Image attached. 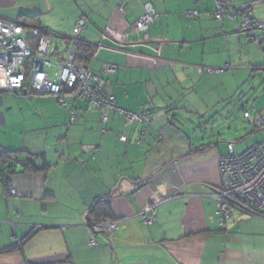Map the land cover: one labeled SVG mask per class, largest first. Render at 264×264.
Returning <instances> with one entry per match:
<instances>
[{
  "label": "crops",
  "instance_id": "0c3cea01",
  "mask_svg": "<svg viewBox=\"0 0 264 264\" xmlns=\"http://www.w3.org/2000/svg\"><path fill=\"white\" fill-rule=\"evenodd\" d=\"M146 2L159 16L142 31L135 22ZM189 10L198 16L187 18ZM59 11L67 25L47 19ZM216 12V0H0V18L60 36L53 49L61 59L85 18L78 39L105 91L123 109L152 111L148 130L118 111L103 123L101 108L71 94L60 104L0 92V144L38 167H16L15 195L0 181V264H264V216L235 212L222 224L212 197L220 158L236 144L223 130L232 128V98L246 73L264 66L236 57L226 42L246 32L243 18L225 11L220 20ZM108 64L118 66L114 75ZM104 198L120 222L113 233L94 224ZM156 201V220L145 224L142 212ZM92 237L97 247L89 246Z\"/></svg>",
  "mask_w": 264,
  "mask_h": 264
},
{
  "label": "built area",
  "instance_id": "2783aa9c",
  "mask_svg": "<svg viewBox=\"0 0 264 264\" xmlns=\"http://www.w3.org/2000/svg\"><path fill=\"white\" fill-rule=\"evenodd\" d=\"M264 4V0L232 6L226 0H216V19H223L227 11L231 18H243L242 29L248 32L252 40L256 41L264 53L262 34L264 33V19L254 16V7ZM119 12L124 14L126 8L120 5ZM158 13L152 3L144 5V13L135 22V26L147 31L156 22ZM187 18L198 16L196 10L185 12ZM86 25V19L80 18L74 28L77 40ZM36 25L24 21H8L0 18V92H6L26 97L55 98L60 104H66V96L71 94L76 99H83L95 104L103 111L101 120L108 123L110 114L118 111L128 123L140 122L151 124V109L141 112L126 110L117 104L116 97L104 90L102 79L83 61L77 60L76 41L72 43L68 57L65 59L54 56L53 46L55 37ZM118 69L115 64H108L105 72L114 75ZM223 69L209 68L210 73L221 72ZM244 118L252 125L264 127V116H252L250 111L244 112ZM76 115L72 112L71 120ZM147 133L143 130L142 135ZM122 142L127 137L121 136ZM235 143H229L228 154L220 158V185L212 197L218 201L217 216L225 224L235 212L256 215L264 211V140L250 148L237 152ZM6 156L9 163L16 167L25 164L17 154H8L0 144V181L9 188V193L16 194L12 182L6 173ZM10 177V176H9ZM108 201L109 198H106ZM162 202L150 204L143 212L145 224H152L156 220L155 210ZM97 228L113 233L120 229V222L112 218L103 217ZM89 246L97 247L98 240L92 237Z\"/></svg>",
  "mask_w": 264,
  "mask_h": 264
},
{
  "label": "rangeland",
  "instance_id": "374dc122",
  "mask_svg": "<svg viewBox=\"0 0 264 264\" xmlns=\"http://www.w3.org/2000/svg\"><path fill=\"white\" fill-rule=\"evenodd\" d=\"M256 9L258 17L260 19H263L264 4L259 5ZM60 14L61 11L48 16L47 19H50L52 21L57 20L58 22H60V24L67 25L69 20H63V17H61ZM250 38L251 37L249 36L248 32L237 34L231 33L228 35L226 42L234 48L236 57L240 58L239 54H241L244 56V58H248V64H250L251 60L254 61H251V63H256L255 59H257V61L264 62V53L261 51L257 43ZM219 40H221L222 42L223 38L220 37ZM55 45L56 44H54L53 48L55 47ZM262 65H264V63ZM227 68L230 69V66ZM260 68H262L260 71H255L254 73L251 72L252 76L250 78L248 77L249 73H246V77L244 78L246 80L243 79L244 81H242L239 90H237L236 96L232 98L233 104L230 106L232 115V128L228 130L229 125H226L225 129H223L224 131H226L225 135L227 136V139H231L232 141L236 142L237 152H242L250 148L254 144L264 140V130L261 128H257L255 125L250 124L246 119H244V111L242 110L243 108L249 110L252 116H255L256 114L264 116V66ZM19 115H22L21 111L19 112Z\"/></svg>",
  "mask_w": 264,
  "mask_h": 264
},
{
  "label": "trees",
  "instance_id": "16d2710c",
  "mask_svg": "<svg viewBox=\"0 0 264 264\" xmlns=\"http://www.w3.org/2000/svg\"><path fill=\"white\" fill-rule=\"evenodd\" d=\"M226 1H228V0H226ZM229 2V1H228ZM146 3H148V2H146ZM145 3V4H146ZM150 3H152V2H150ZM144 4V5H145ZM152 5L154 6V4L152 3ZM155 7V6H154ZM143 9H144V6H143ZM156 9V8H155ZM143 13H144V10H143ZM159 15V14H158ZM142 16V15H141ZM140 16V17H141ZM27 19H32V20H35V19H37V16L36 15H34V16H28L27 17ZM158 19V18H157ZM24 22H26V21H24ZM156 23V22H155ZM154 23V24H155ZM153 24V25H154ZM152 25V26H153ZM46 34H49V33H46ZM51 35H53V34H51ZM54 37H57V38H60V36H58V35H54ZM80 41V39H77L76 40V46H77V51H78V54H77V60H79V61H83L85 64H87V59H88V57H90V50H89V48H88V46L86 45V44H84V43H81V42H79ZM88 65V64H87ZM118 70V69H117ZM224 70H225V68H224ZM224 70H222V71H224ZM117 72V71H116ZM110 76V75H109ZM105 90V89H104ZM151 117H152V111H151ZM243 117H244V115H243ZM245 119V118H244ZM152 122V121H151ZM151 125V124H150ZM150 125H148V127H147V129L149 130V126ZM257 127V126H256ZM257 128H261V129H263L264 130V127H257ZM229 151V150H228ZM8 154H10V153H14V154H19V152H8V151H6ZM228 154V153H227ZM224 156V155H223ZM8 158V156H6V161H5V163H6V168H5V170H6V173L5 174H7L8 175V178H6V179H11V177H9V176H11L14 172H15V170H13V165L12 164H10L9 163V160L7 159ZM26 167H27V169L28 170H36L38 167H37V164H36V158H34V157H28V159L26 160L25 159V164H24ZM101 201L104 203V204H101V206H102V211H101V213L98 215V217H95L96 219L94 220V224L95 225H98V223H99V221L103 218V217H108V218H113L112 216H111V213H110V210H109V207L107 206V203L105 202V201H107L106 200V198H104V201L103 200H100L99 202L101 203ZM97 206V205H96ZM97 208V207H96ZM256 215H259V216H264V211H262V212H259L258 214H256Z\"/></svg>",
  "mask_w": 264,
  "mask_h": 264
}]
</instances>
